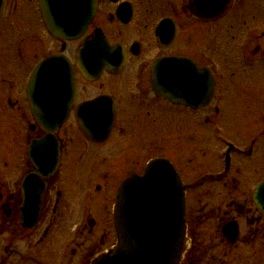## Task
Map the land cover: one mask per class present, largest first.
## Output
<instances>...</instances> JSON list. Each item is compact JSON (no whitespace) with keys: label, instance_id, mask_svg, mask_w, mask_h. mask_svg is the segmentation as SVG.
Masks as SVG:
<instances>
[{"label":"flooded vegetation","instance_id":"1","mask_svg":"<svg viewBox=\"0 0 264 264\" xmlns=\"http://www.w3.org/2000/svg\"><path fill=\"white\" fill-rule=\"evenodd\" d=\"M198 4L96 0L71 38L31 7L27 25L0 26V264L110 253L118 188L155 158L184 191L177 264H264V0ZM26 175L41 185L34 223Z\"/></svg>","mask_w":264,"mask_h":264},{"label":"water","instance_id":"2","mask_svg":"<svg viewBox=\"0 0 264 264\" xmlns=\"http://www.w3.org/2000/svg\"><path fill=\"white\" fill-rule=\"evenodd\" d=\"M76 1L78 2V0H45V16L52 32L58 34L62 32L67 35L72 31V14L77 9ZM225 1L222 0L221 4L218 2V10ZM2 11L3 0H0V20ZM51 25L56 26L57 31ZM97 48L94 46L93 51L86 46L81 54L87 56L99 52ZM161 163L162 161L158 160L150 164L143 178L128 180L119 190L115 207V224L119 240L131 242L127 254L132 255L135 248L132 240H141L143 237L141 250L135 248L133 259L137 262L136 256L142 255L145 264H157L158 255V264H167L171 250L180 240L183 230L184 201L181 187L177 185L175 176L174 183L170 184L173 182V170L168 164L162 166ZM160 169H163L162 174ZM160 177L165 181L164 185L160 183ZM167 180L170 181L169 184ZM122 248L121 242L112 255L103 262L118 264ZM161 254H165L164 259Z\"/></svg>","mask_w":264,"mask_h":264},{"label":"rangeland","instance_id":"3","mask_svg":"<svg viewBox=\"0 0 264 264\" xmlns=\"http://www.w3.org/2000/svg\"><path fill=\"white\" fill-rule=\"evenodd\" d=\"M7 0V6L5 9V14H4V24L3 25H9L10 22H13V25H27L26 24V19L25 16L27 15L26 11L29 10L31 7V12L32 9L34 10V8H32L34 6L35 0ZM28 4V6H27ZM16 7V8H15ZM23 15V16H22ZM23 17V19H22ZM18 28H20L18 26ZM21 30V28L19 29ZM4 43V46L7 45L8 43V39L7 37L4 39V41L1 40L0 38V44ZM8 59H9V55ZM5 70V66L3 65V62L1 61L0 58V75L3 74V71ZM251 99V95L249 96L248 100ZM247 117V114H243V115H237L236 117ZM3 147H0V149H2ZM6 149V148H4ZM2 155V151L0 150V156Z\"/></svg>","mask_w":264,"mask_h":264},{"label":"bare ground","instance_id":"4","mask_svg":"<svg viewBox=\"0 0 264 264\" xmlns=\"http://www.w3.org/2000/svg\"><path fill=\"white\" fill-rule=\"evenodd\" d=\"M177 185L182 188V184L180 181L177 180Z\"/></svg>","mask_w":264,"mask_h":264}]
</instances>
